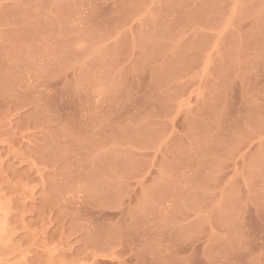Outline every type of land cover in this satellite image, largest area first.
<instances>
[{
  "label": "crops",
  "instance_id": "0c3cea01",
  "mask_svg": "<svg viewBox=\"0 0 264 264\" xmlns=\"http://www.w3.org/2000/svg\"><path fill=\"white\" fill-rule=\"evenodd\" d=\"M72 5L89 10L73 19L82 44L74 54L87 57L73 63L71 81L78 102L105 105L41 114L32 129L42 130V143L75 146L79 156L63 163L75 168L64 184L105 219L78 226L74 256L95 264H193V230H207L209 216L264 214V188L239 176L226 187L219 162L220 120L243 117L251 131L258 114L264 121V36L256 30L264 0ZM56 71L59 77V62ZM93 85L106 90L98 100L86 94ZM174 114H185L187 140L171 126Z\"/></svg>",
  "mask_w": 264,
  "mask_h": 264
},
{
  "label": "rangeland",
  "instance_id": "374dc122",
  "mask_svg": "<svg viewBox=\"0 0 264 264\" xmlns=\"http://www.w3.org/2000/svg\"><path fill=\"white\" fill-rule=\"evenodd\" d=\"M63 2L59 8L58 0H0V264H95L74 256L78 226L105 220L88 213V204L64 184L75 168L63 163L79 151L55 139L42 143V130L32 129L41 114H82L86 106L105 105L78 102L73 63L87 56L74 54L81 43L74 39L73 19L89 8ZM257 8L256 30L264 36V6ZM88 89L96 100L106 92L99 85ZM174 115L171 126L187 140L185 114ZM259 116L252 119L253 131L243 117L220 120L219 162L226 187L239 176L264 188ZM213 137L204 136L210 147ZM193 264H264V214L209 216L207 230H193Z\"/></svg>",
  "mask_w": 264,
  "mask_h": 264
}]
</instances>
